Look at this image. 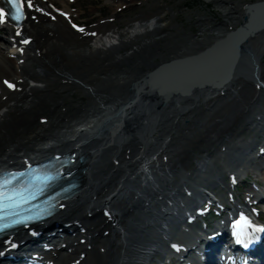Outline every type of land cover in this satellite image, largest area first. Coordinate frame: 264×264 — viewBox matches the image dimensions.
<instances>
[{"label": "bare ground", "instance_id": "1", "mask_svg": "<svg viewBox=\"0 0 264 264\" xmlns=\"http://www.w3.org/2000/svg\"><path fill=\"white\" fill-rule=\"evenodd\" d=\"M34 1L40 11L33 7L35 19L24 30L33 38V48H27L23 56L15 59L6 58L5 51L9 54L12 42L9 29L2 27L6 37L0 38V82L4 86L0 83V167L85 141L95 122L103 124L100 136L87 140L79 149L86 157L96 149L102 150L92 165H85L88 168L84 175L92 182L88 184L84 178L81 187L86 183L87 186L55 218L65 225L64 230L44 237L49 251L29 244L25 240L28 237L22 235L12 254L41 252L39 255L55 264H153L156 260L161 264L168 255V240L191 245L199 238L194 225L188 237H180L183 229L178 228V221L183 213L193 209L203 196L218 194L223 174L240 172L249 161V156L241 160L244 151L251 150L256 143L264 144V90L256 87L261 83L264 89V52H257L255 63L260 68L256 77L253 60L249 57L244 63L240 59L238 66L249 67V74L236 67L223 96L217 94L220 91L208 89L198 94L194 91L187 101L176 102L178 96H173L161 109L170 123L169 129L167 125L163 128L156 122L150 123L152 109L161 106L144 97L141 106L124 113V119L132 118L125 123L127 126L109 135V127L121 118L116 114L132 98L129 88L146 69L155 66L157 59L163 62L193 52L188 41L184 45L189 48L181 51L174 43L159 46L157 39L174 35L186 39L187 31L171 17L166 18L169 9L153 2L146 10L122 19V27L111 22L94 25L86 31L89 38L80 36L79 40L67 25L69 17L54 21L41 10L47 4ZM207 1H212L225 19L242 18V13L233 17L237 13L231 12L229 0ZM184 14L188 18L193 13ZM203 19L205 16L197 18V22ZM223 31V26L203 23L199 34L188 38L196 39L204 33L218 38ZM247 46L254 50L252 43ZM79 51L93 54L92 59H80L75 54ZM115 57L125 59L114 60ZM19 59L22 64H18ZM7 64L14 68L9 75L4 70ZM20 67L22 73L17 70ZM6 80L15 89L7 90ZM116 85L123 95L112 98L110 91ZM87 88L101 96L99 104L92 101ZM100 104L104 107L100 108ZM44 118L48 120L43 121ZM245 120L249 122L245 124ZM131 127L136 132L119 144V140L127 138L126 130ZM144 145L145 150L139 155ZM119 156L123 158L119 166L131 162L125 178L124 168L118 172L111 165ZM105 160L108 163L104 164ZM105 168L115 171L108 175ZM105 206L111 209L118 226L114 232L110 228L109 234L101 212ZM0 252L5 254L1 246ZM210 254L214 256L213 249L208 257ZM0 264L14 263L0 259Z\"/></svg>", "mask_w": 264, "mask_h": 264}, {"label": "rangeland", "instance_id": "2", "mask_svg": "<svg viewBox=\"0 0 264 264\" xmlns=\"http://www.w3.org/2000/svg\"><path fill=\"white\" fill-rule=\"evenodd\" d=\"M49 1L59 8L62 5H66L67 3H68L67 5H70L69 2H67V0H49ZM119 1L122 0H76L73 4H71V8L74 9V16L76 18L74 20L92 27L100 20H106L108 18L115 17L114 25L117 27H122L123 26L122 19L131 17L137 14L140 10H146L148 6H151L154 2L155 4L157 3V5H161L164 8L170 10L169 12L166 13V18L171 17L173 22L180 24L185 31L194 34H199V31L201 29L200 24L202 23H208L212 27L215 26L214 25L215 23L223 24L225 25L223 26L225 28L224 31H227L226 24H231L233 26L234 23L238 25L242 21L241 16H239L240 20L238 19L236 21H234L232 17H228L227 19H225L221 13L215 12L216 10L214 4L205 5L203 2L204 0H147L144 4L141 5H138L141 2L140 0H136V1L134 0L133 2L129 3L131 7H128L127 10L121 12L120 14L114 15L115 8L119 4L118 3ZM229 1L233 3L236 2V4H234L231 7L232 9L231 12L237 13V15L233 14L234 15L233 17L235 18L236 16L238 17V13H242L243 15L244 13L243 7L245 4L251 3L252 1H256V0H229ZM184 5H188L189 9L185 10L183 8ZM225 6H229V5L225 4ZM184 11H189L192 12L193 14L191 15V17L187 18L186 15L184 14ZM209 15L214 16L216 22H210V21H201L200 23L197 22V18H200L201 16H206L209 18L210 17ZM0 36L4 37V32L0 31ZM216 37L217 36H215L214 34L204 33L202 37L201 36L197 37V40L198 41L202 40L201 42L205 44L212 42V40H214ZM187 39L193 41L192 38L187 37ZM187 39H183L177 35H174L171 37L157 39L159 40L157 41V44L159 46H162L164 43L182 44V43H186ZM249 42L255 46L253 48H257L259 50L262 49L264 47V31H261L260 33H257L253 38H250ZM1 45L2 44L0 43V46ZM75 54L78 55L80 59L84 57V59L86 58L87 60L90 58L92 59L93 56V54L89 56L81 51ZM120 54L123 55L124 51H121ZM156 62H158V60H156ZM4 70H6V72L8 73V74L6 73V75H9L10 72L13 71V67L12 65L7 64L5 65ZM74 97H76L75 94L73 95V98ZM262 106L264 108V104ZM247 122H249V120H245V124ZM222 178H224V176ZM153 264H157L156 261H154Z\"/></svg>", "mask_w": 264, "mask_h": 264}, {"label": "snow or ice", "instance_id": "3", "mask_svg": "<svg viewBox=\"0 0 264 264\" xmlns=\"http://www.w3.org/2000/svg\"><path fill=\"white\" fill-rule=\"evenodd\" d=\"M7 4L10 6L11 11H6L5 8L0 7V24H4L10 18L16 22L17 31L16 36L21 35L19 25L25 18L24 12V0H7ZM27 8L32 9V0H27ZM40 11V9H36ZM76 28V25H73ZM78 31H84L82 28L77 29ZM93 35H95L93 33ZM23 44L30 43L29 40L24 39L21 41ZM9 89H15V85L4 81ZM56 163L60 162V157L55 158ZM55 165H46L45 169L54 168ZM61 178L60 174H50L44 170H33L31 165H28L27 171H9L7 173L0 172V232L5 229L11 228L17 224H25L26 220L29 219H41L43 216H50L52 213L45 209H41L34 216L24 217L20 219H14L9 221L8 217L16 216L20 217L22 211H31L30 208L25 206L30 205L32 201L36 200L39 196L45 195L50 189L54 188L56 182ZM65 192L68 189L64 190ZM63 205H61L62 207ZM34 207H37L34 205ZM54 207V205H50ZM107 215V213H105ZM241 222L247 224V220L244 216L240 217V221L234 226L233 235L236 237V243L243 244L244 247H248L253 242L252 239H246V233L241 228ZM254 231L264 232V228H256ZM36 235L35 232L32 233ZM11 247L15 248V244H11ZM174 248L179 250L176 245ZM3 255V252H0Z\"/></svg>", "mask_w": 264, "mask_h": 264}, {"label": "water", "instance_id": "4", "mask_svg": "<svg viewBox=\"0 0 264 264\" xmlns=\"http://www.w3.org/2000/svg\"><path fill=\"white\" fill-rule=\"evenodd\" d=\"M245 8H246V12H247V14H249V16H251V17L254 16V18H255V23H254L255 27L250 28L247 31L246 29L249 28L248 24L250 23V17L249 18L245 17L244 19H245L246 23L243 24L240 28H238L235 31V33H230V34L226 35V37L224 39L214 41L209 46L205 47L203 50H200L199 52L196 53L197 56H206V55H208L211 52H217L219 55H226L228 53L227 56H226L227 62L224 64L225 65L224 70L227 71L229 69L228 70L229 74H228V76L227 75H225V76L222 75V78L224 76V80H223L224 82H226L227 80H229L232 77L233 71L235 70L236 67H238V69L241 67V69L244 72H246V70H247L246 67H244L243 65L241 66L240 64L238 66V62L240 61L241 58L243 59L244 63H247L246 56L242 57L244 53L249 54L250 58L254 62V59H253L254 55L252 53H250L249 47H247L246 44L244 45V43L246 42V39H247L248 35L253 36L254 32H256L257 30H260L261 28H264V13H263L264 12V2L256 3V4L250 5V6H246ZM259 14L262 15L263 19H262V17L261 18L258 17ZM261 19L263 20V23L259 25L258 22H260ZM231 36H237V37H234V39H232L231 42H230V40H228V39ZM223 44H227V46H225V45L222 46ZM232 55L234 56V58L231 57ZM254 69H255V72H254V76H255V75H257L258 65H254ZM220 72L224 73L222 70ZM226 77H227V79H226ZM218 79H220V78H218ZM206 85H212V84L207 83ZM193 86H195V85H192V87ZM192 87L190 88V91L189 90L181 91L182 96L183 97L184 96L185 97L188 96V94H190L191 90H193ZM200 87H198V88H200ZM140 97H141L140 95L136 94L134 96V98L131 99V101L127 102V105L133 106L135 104L136 107H139L141 105L138 102ZM145 97H148L149 100H152V99L155 98V97H151V96H145ZM170 97L171 96L168 95V96L163 97V99L166 102V101L169 100ZM160 98H162V97H160ZM102 125H103L102 123L94 125L93 126L94 128L92 130H90V132L95 131V130H96L97 133L101 132ZM165 125H167L168 129L170 128V126H169L170 123H168L167 121H162L161 127L164 128ZM126 126H124V128ZM139 129H142V128L140 127ZM130 130H132V132H130ZM130 130H126L129 133V135L133 134L136 131L135 127H134V129H133V127H131ZM144 149H145V145L142 148L141 154L143 153ZM88 161L90 162L91 160L89 159ZM108 174H110V173H108ZM81 190L82 189H80V190L78 189L76 192H79Z\"/></svg>", "mask_w": 264, "mask_h": 264}]
</instances>
